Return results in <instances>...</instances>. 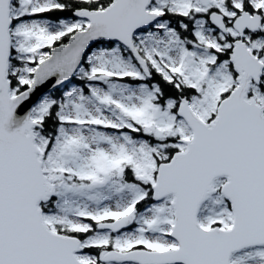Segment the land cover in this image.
<instances>
[{"label":"snow or ice","instance_id":"6c2138e0","mask_svg":"<svg viewBox=\"0 0 264 264\" xmlns=\"http://www.w3.org/2000/svg\"><path fill=\"white\" fill-rule=\"evenodd\" d=\"M0 264H264V0H0Z\"/></svg>","mask_w":264,"mask_h":264}]
</instances>
